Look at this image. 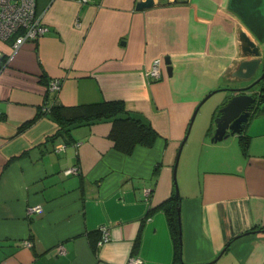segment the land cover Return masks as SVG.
Instances as JSON below:
<instances>
[{
	"label": "crops",
	"instance_id": "0c3cea01",
	"mask_svg": "<svg viewBox=\"0 0 264 264\" xmlns=\"http://www.w3.org/2000/svg\"><path fill=\"white\" fill-rule=\"evenodd\" d=\"M140 1L36 0L48 31L0 74V264H264V110L240 135L213 142L218 110L232 96L217 92L189 129L207 94L237 86V36L246 28L228 0H154L136 10ZM11 43L0 44L7 55ZM156 58L164 59L159 79L148 75ZM51 79L60 81L55 93ZM255 93L264 103V79ZM111 101L150 124L151 147L125 155L110 121L61 128L39 113ZM187 132L176 171V261L159 206L175 191ZM36 205L42 212L27 214ZM101 226L110 237L99 246Z\"/></svg>",
	"mask_w": 264,
	"mask_h": 264
},
{
	"label": "water",
	"instance_id": "95a60500",
	"mask_svg": "<svg viewBox=\"0 0 264 264\" xmlns=\"http://www.w3.org/2000/svg\"><path fill=\"white\" fill-rule=\"evenodd\" d=\"M154 5V0H143L136 4V10H143ZM228 9L238 17L248 32H240L237 36L239 54L244 58L233 75L239 82L235 87L213 90L207 94L197 105L189 123L190 129L197 111L213 94L217 92L232 94L219 108L218 116L214 120L215 130L212 137L213 142L222 141L233 135H240L253 111L257 108L264 110V103L258 100L259 97L255 93L256 85L264 79V57H262V49H264V0H228ZM165 64L167 65L169 75H171L172 67L168 58L165 59ZM258 71H261L260 76H258ZM188 132L177 152L173 168L176 196H179L176 171L182 146L187 139ZM179 213L180 207L177 209L178 223L180 225ZM221 254L222 252L219 256ZM215 260L212 262H215ZM181 263L184 264L182 260Z\"/></svg>",
	"mask_w": 264,
	"mask_h": 264
},
{
	"label": "trees",
	"instance_id": "16d2710c",
	"mask_svg": "<svg viewBox=\"0 0 264 264\" xmlns=\"http://www.w3.org/2000/svg\"><path fill=\"white\" fill-rule=\"evenodd\" d=\"M39 113L40 115H50L61 128L94 121H110L112 122V128L109 137L115 148L125 155H129L137 145L151 147L157 138L156 132L148 122L138 115L126 111L123 103L119 101L82 105L76 108H65L54 103L46 112L40 111ZM32 122L33 120L24 123L20 130L26 128ZM180 202V196H176L174 191L171 197L159 206L168 220L174 242V259L176 261L181 259L182 254L177 215Z\"/></svg>",
	"mask_w": 264,
	"mask_h": 264
},
{
	"label": "built area",
	"instance_id": "2783aa9c",
	"mask_svg": "<svg viewBox=\"0 0 264 264\" xmlns=\"http://www.w3.org/2000/svg\"><path fill=\"white\" fill-rule=\"evenodd\" d=\"M81 3L88 0H79ZM48 31V27L43 21L42 15L36 8V0H0V44L11 40L10 51L7 55L0 46V74L8 65L10 58L26 42H36ZM164 66L163 58H156L150 67L148 75L153 79H159ZM60 88V81L51 79L48 82V91L57 92ZM47 110L46 108L44 109ZM63 146H60V150ZM58 149V150H59ZM74 170H67L70 174ZM27 214L41 213L42 208L38 205L29 206ZM100 239L98 245L101 246L109 240L110 234L105 226L99 228ZM58 253H64L62 247L58 248ZM127 264H142L138 257L129 258Z\"/></svg>",
	"mask_w": 264,
	"mask_h": 264
},
{
	"label": "flooded vegetation",
	"instance_id": "af4514ba",
	"mask_svg": "<svg viewBox=\"0 0 264 264\" xmlns=\"http://www.w3.org/2000/svg\"><path fill=\"white\" fill-rule=\"evenodd\" d=\"M260 75H261V73H260ZM260 75L258 74V76H260ZM258 76H257V77H258ZM257 77H256V78H257ZM260 82H261V81H260ZM260 82H259V83H260ZM259 83H258V84H259ZM258 84H257V85H258ZM257 85H256V86H257ZM255 88H256V87H255ZM258 100H259V99H258Z\"/></svg>",
	"mask_w": 264,
	"mask_h": 264
},
{
	"label": "rangeland",
	"instance_id": "374dc122",
	"mask_svg": "<svg viewBox=\"0 0 264 264\" xmlns=\"http://www.w3.org/2000/svg\"><path fill=\"white\" fill-rule=\"evenodd\" d=\"M262 50H264V49H262ZM260 73H261V72H260V71H258V74H259V75H260Z\"/></svg>",
	"mask_w": 264,
	"mask_h": 264
}]
</instances>
